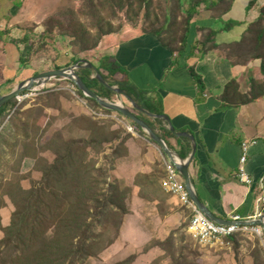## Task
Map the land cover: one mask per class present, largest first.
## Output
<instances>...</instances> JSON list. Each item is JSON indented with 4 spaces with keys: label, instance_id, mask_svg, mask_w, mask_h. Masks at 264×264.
Instances as JSON below:
<instances>
[{
    "label": "crops",
    "instance_id": "crops-1",
    "mask_svg": "<svg viewBox=\"0 0 264 264\" xmlns=\"http://www.w3.org/2000/svg\"><path fill=\"white\" fill-rule=\"evenodd\" d=\"M252 1L232 0L229 12L221 20L214 19L212 12L202 7L192 25L188 50L180 57L170 52L157 36L144 33L140 26L129 25L118 34L103 38L95 52L87 54L98 57V62L112 58L126 72L124 77L119 75L117 79L141 95L142 104H150L159 110L152 113L169 116L177 132L194 138L196 150L188 167L193 190L211 214L223 221L231 214L242 218L252 216L258 198L264 193V96L236 105L224 102L226 86L232 80H237L239 92L244 96L251 92L253 80L263 81L262 62L234 63L220 51L201 54L196 50L200 47L197 45L200 39L197 28L211 27L219 31L226 22L239 23V27L219 34L216 40L220 46L239 43L246 25L254 23L264 7V0H258L249 9ZM44 3V0H0V96L44 72L42 55L34 52L26 30L29 24H37ZM32 33L36 32L33 30ZM89 61L95 66L99 64ZM148 117L157 131L163 133L167 147L179 156L180 152H186L189 158L191 140L164 134V127L169 130L168 123L164 120L162 124L155 121L157 118ZM243 144L249 146L244 165L253 181L249 186L237 178ZM154 148L149 142V151L144 156L143 149L130 145L128 155H132V160L117 165V176L123 185L127 186L129 178L133 182L132 195L135 194L138 202H133L134 234L164 241L170 230L186 221V213L190 214V210L177 197L160 192V184L158 189L150 187L149 201L138 197L142 186H136L135 177L144 174V167L150 171L154 167L152 164L159 161L164 169L167 158L159 148ZM145 160L148 166L143 164ZM129 166L131 177L122 168L126 167L128 173Z\"/></svg>",
    "mask_w": 264,
    "mask_h": 264
},
{
    "label": "trees",
    "instance_id": "trees-1",
    "mask_svg": "<svg viewBox=\"0 0 264 264\" xmlns=\"http://www.w3.org/2000/svg\"><path fill=\"white\" fill-rule=\"evenodd\" d=\"M231 1L79 0L80 9L77 18L74 19L80 30L79 33L63 28L58 31L55 30V26L48 23L42 34L43 39L55 38L57 31L58 37H67L72 40L66 50L67 55H70L69 61L64 64L54 63L52 69H61L75 64L81 60V53L94 51L103 38L118 34L126 25L137 27L141 24L140 27L144 33L157 36L170 52L180 57L188 50L192 25L199 10L204 7L212 12L214 19L221 20L229 12ZM257 1H252L249 9L253 8ZM260 12V17L254 23L246 25L247 28L239 43L220 46L216 41L219 34L232 31L241 25L239 23L226 22L219 31L211 27L197 28L200 33L197 45L200 47L194 49L201 54L220 51L226 53L234 63L239 64L261 60V71L264 77V7ZM121 13L125 14V19L116 25L115 22ZM98 65L100 74L111 86L122 89L147 111L159 112L150 104H142L139 99L141 95L135 94L130 87L117 79L119 75L124 77L126 72L112 58H103ZM190 70L195 73L193 68ZM77 72L91 91L105 100L115 102L113 98L118 97V94L93 79L94 74L91 69L81 68ZM239 89L237 80H232L226 86L224 102L236 105L263 97L264 78L262 82L252 81L251 92L247 96L242 95ZM76 94L90 103L95 111L101 110L105 114L113 112L101 108L96 101L85 97L78 90ZM14 99L0 108V127L9 109L14 107ZM129 108L165 139L163 133L157 131L150 117L132 109L130 103ZM96 119L94 115L71 119L69 133L73 135L75 130L84 132L86 136L82 138L75 136L65 138L63 132H57L47 141V148L54 154L53 162L44 165L42 179L34 183L30 189L24 190L20 187L16 190L17 195L14 197L16 209L11 222L6 228L0 224L2 232L0 264H81L88 256L97 254L95 248L103 251L118 238L115 235L114 240H109L105 244L100 230L110 228V222L113 219L114 228L117 230L128 214L125 194L120 190L123 188H120V184L113 177V172L116 168L117 153L121 148L128 152L126 143L133 136L118 122L111 120L112 125L106 126L105 123L100 122L103 120ZM155 121L165 123L159 118ZM130 123L132 130L142 136L141 128L133 122ZM28 131L29 125L24 129L25 138L29 136ZM163 131L164 134L175 137L166 127ZM15 134L18 132L15 131ZM148 140L156 143L152 139ZM183 140L189 143L187 139ZM105 147L111 150L110 154L106 153ZM100 154L105 155L106 162L103 164L99 160ZM187 155L186 152H180L183 160L187 158ZM165 176V172L160 171V176L155 175L148 183L156 186ZM111 178L113 180H110ZM189 216L191 219V211ZM50 228L52 229L50 241H46L45 236ZM244 237L245 235L237 234L230 238L236 250L240 248ZM262 237L256 236L252 264H264L262 240L264 236ZM175 241L174 234H171L164 241L155 240L148 250L161 248L167 257L171 258L168 264H198L189 256L187 257L184 254L185 247L180 245L178 248ZM132 262L133 258H130L118 264H132Z\"/></svg>",
    "mask_w": 264,
    "mask_h": 264
},
{
    "label": "rangeland",
    "instance_id": "rangeland-1",
    "mask_svg": "<svg viewBox=\"0 0 264 264\" xmlns=\"http://www.w3.org/2000/svg\"><path fill=\"white\" fill-rule=\"evenodd\" d=\"M44 2L42 15L39 17V21L37 24H29L30 26H28L26 30L32 40L31 45L34 52L42 55V65L45 71L52 70L54 63L64 64L69 61L70 55H67L68 51L66 50L72 41L67 37H58L57 31L55 32V38L47 37L43 39L42 33L45 27L48 26V23H51L52 26H55V30L60 31L61 28H63L79 33L80 30L74 19L77 18L80 4L79 0H44ZM157 11L161 12L160 9H157ZM108 13L110 14L109 10ZM124 19L125 14L121 13L115 24L119 25L120 21H124ZM138 26H141V24ZM36 28H38V30ZM33 30L38 33V35L36 33L33 34ZM95 50L91 52H95ZM88 53H81L80 59H89L94 63L100 62V60L98 62V57L91 55L92 53L87 56ZM70 83L71 82L63 79H51L43 88L37 91L27 92L33 95H30V97L21 102L15 98L14 107L9 109L7 117L0 127V224L3 228L9 226L16 209L14 204V197L17 195L16 190L20 187L24 190L30 189L34 183L42 179L44 165L53 162L54 154L47 148V141L57 132H63L65 138L68 136L80 138L86 136L84 132L77 130L74 131L73 135L69 133L68 127L73 117L94 115V117L97 118L96 120H103L100 122L105 123L106 126L112 125L110 124L111 120L118 122L120 126H125L133 136L127 141V148L134 144V147L143 149L141 151L144 156L149 151L148 144L151 141L148 140L149 138L145 136L143 132L141 136L136 134L133 130L130 131L129 125L131 121L129 119L125 118L123 115L120 116L121 114L119 115V113L116 112L105 114L101 110L95 111L92 109L90 103L76 94V88ZM113 99L115 101H113L114 103L122 104L129 108V101L122 98L120 95ZM28 125L29 136L25 138L24 129H26ZM114 128L116 129V127ZM15 131L18 132V134H15ZM140 138H144L146 141L140 142ZM151 143L155 148H158L157 143ZM105 151L107 154L111 152L107 147H105ZM104 156V154L99 155L101 164L106 162ZM128 156V152L124 148L119 150L117 153V162L115 164L116 168L113 172V177L120 184V188H123L120 190L125 194L128 214L124 217L122 226H118L117 230H115L113 225L114 219L110 222V228L100 230L103 234L105 244L108 243L109 240H114L115 235H117L118 238L115 239L111 246L103 251L95 248V253L97 254L88 256L81 264H118L130 258H133L132 264H154L157 260L158 263L156 264H168L171 260L161 248L156 247L148 250V247L157 239L152 240L151 237L150 239L141 236L137 237L136 233L134 234L133 232V202L135 201V203H138L134 198L136 197L135 194L132 195L133 182H131V178H129L127 186L125 184L123 185L119 181L120 178L118 179L117 176L119 175L117 174L119 173L117 171V165H121L124 162L129 163L132 160V155ZM95 157H97V155ZM168 161V159H165L164 170L162 168L163 165H161L159 161H156L152 164L154 167L149 169L150 171H148V167H144V174H138L135 177L136 186H142V190H140L138 197L143 198L145 202L151 199V194L148 195L151 192L150 187L154 190L155 188L158 189L159 186L150 185L148 181L155 175L159 177L160 171H164L166 174V164H168ZM143 164L148 166V161L145 160ZM122 168H124L123 171L131 177V166H129L128 173L125 171L126 167ZM110 180L113 179L111 178ZM159 184L160 192H162L163 189L161 188L160 181ZM165 194L171 195L166 192ZM138 207L139 206H137V210ZM186 216V221L176 229L173 228L170 230L169 235L174 234L177 247L179 248L180 245L185 247L186 250L184 254L187 257L189 256L191 260H194L198 264L253 263L254 259L252 252L256 248V236L245 235L244 239L241 240L239 251L235 249L231 241L229 244L224 242L223 244H217L212 247H202L196 244L195 240L189 234L187 225L188 221H190V216L188 213H186ZM150 229L152 231V228ZM51 231L52 229L50 228L45 236L46 241H50ZM1 238L2 232L0 231V239ZM262 240L264 245V239ZM153 251L156 252L153 253Z\"/></svg>",
    "mask_w": 264,
    "mask_h": 264
},
{
    "label": "water",
    "instance_id": "water-1",
    "mask_svg": "<svg viewBox=\"0 0 264 264\" xmlns=\"http://www.w3.org/2000/svg\"><path fill=\"white\" fill-rule=\"evenodd\" d=\"M81 68H88L91 69L93 72V79L98 81L101 85H103L105 88L112 90L116 94L120 95L122 98H125L129 101L131 104L132 109L143 113L147 116L160 118L165 120L168 123L169 130L176 135L178 138H188L191 140L192 143V153L186 160H182L180 156L172 152L167 145L165 144L164 139L159 135L153 128L149 127L143 120L139 119L137 115H135L131 109L128 107L118 104V103H112L109 102L101 97H99L96 93L91 91L80 75L78 74V70ZM51 79H63L71 82L73 86L81 92L85 97L90 98L103 109L110 110L116 113H119L123 115L125 118L129 119L134 124L138 125L143 134L147 136L149 139L151 138L154 140L161 153L173 164L177 172L180 174L181 178L183 179L185 188L187 190V193L189 195L190 200L196 205V207L210 220L214 221L215 223H227V221L219 220L215 216H213L208 208H206L201 201L199 200L197 194L194 192L188 167L189 163L194 157L195 150H196V143L192 136L186 134V133H179L177 132L176 128L174 127L172 121L170 120V117L164 114H156L152 112H148L146 109L141 107L131 96H129L126 92H124L119 87H113L111 86L100 74L97 66H95L92 62L86 59H81L78 62H76L73 65H70L68 67H64L61 69H52L47 70L44 72H41L31 78H29L27 81L21 82L18 87L10 92L9 94L0 96V108L3 107L9 100L16 98L23 92H31V91H37L41 88H43ZM257 225H261L264 228V221H259L255 223Z\"/></svg>",
    "mask_w": 264,
    "mask_h": 264
},
{
    "label": "built area",
    "instance_id": "built-area-1",
    "mask_svg": "<svg viewBox=\"0 0 264 264\" xmlns=\"http://www.w3.org/2000/svg\"><path fill=\"white\" fill-rule=\"evenodd\" d=\"M33 95L26 93L17 96L19 102ZM129 130L132 128L129 126ZM248 144L242 145V156L237 172V178L241 183L246 185L252 184L251 177L245 171V161L247 157ZM166 176L162 180L163 191L175 196L180 203L186 206L191 212L192 217L188 224V232L192 238L202 247H212L217 244L230 243V238L237 234L264 236V230L261 225L255 223L264 221V193L258 198V206L252 216L242 218L238 215L231 214L227 223H215L207 218L190 200L186 191L183 179L171 163L166 164ZM250 221L255 223L250 224Z\"/></svg>",
    "mask_w": 264,
    "mask_h": 264
},
{
    "label": "bare ground",
    "instance_id": "bare-ground-1",
    "mask_svg": "<svg viewBox=\"0 0 264 264\" xmlns=\"http://www.w3.org/2000/svg\"><path fill=\"white\" fill-rule=\"evenodd\" d=\"M24 93V92H23ZM23 93H21V94H23ZM20 94V95H21ZM17 98V97H16ZM172 164V163H171ZM173 165V164H172ZM175 168V167H174ZM187 191V190H186ZM253 223H255V221H250V224H253ZM263 228V227H262ZM264 230V229H263Z\"/></svg>",
    "mask_w": 264,
    "mask_h": 264
}]
</instances>
